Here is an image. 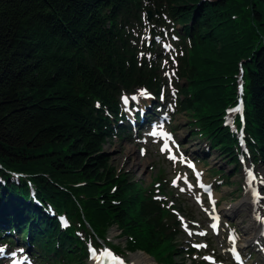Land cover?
<instances>
[{"label":"trees","instance_id":"1","mask_svg":"<svg viewBox=\"0 0 264 264\" xmlns=\"http://www.w3.org/2000/svg\"><path fill=\"white\" fill-rule=\"evenodd\" d=\"M155 38L173 42V108L193 135L237 170L243 127L264 166V0H0V246L15 242L8 233L29 237L42 264H85L99 240L157 264L194 254L176 244L169 198L117 171L103 149L131 133L123 95L162 91ZM239 67L244 122L231 129ZM113 227L122 245L107 241Z\"/></svg>","mask_w":264,"mask_h":264},{"label":"rangeland","instance_id":"2","mask_svg":"<svg viewBox=\"0 0 264 264\" xmlns=\"http://www.w3.org/2000/svg\"><path fill=\"white\" fill-rule=\"evenodd\" d=\"M150 39L144 35L142 42L146 43ZM164 41L163 44H159L163 53H160L159 58L156 55L153 56L161 63V75L164 80L163 95L157 100L150 95H148V99H145L144 93H137L135 96L125 95L122 97V108L127 116L125 124L135 121L134 115L137 111L140 113L149 107L153 108L156 113L158 110L160 113L165 112L163 124L160 126L168 131L167 140L170 142L172 147L170 151L174 153V157L170 159V152H164L163 147L156 140L149 139L146 131L143 132L144 134L137 135V131L131 130L133 133H127L120 139H109L103 149L109 155L110 163L117 171L126 172L128 176L138 180L143 187L152 186L157 190L161 187L162 190L157 192L159 195L168 196L171 201L181 205L187 212L186 215L181 214L182 217L180 216L182 234L178 237L176 244L182 251L194 248L196 253L190 257L187 255L178 256L176 257L177 262L183 264H234L232 248L243 238L242 227L246 221L237 220L238 216H233L234 214L228 216L220 214V234L213 236L208 229L210 216L213 212L219 213L220 207L235 203L244 197L248 190L244 186L243 173L244 170L249 169L254 173L258 194L262 196L257 207L263 206L264 168L255 165L251 156H246L245 163H240L237 170L234 166H228L227 160L221 156V153L216 150L212 151L205 139L193 135L186 115L175 114L171 110L173 107L171 102L173 65L169 64L172 59L169 53L172 43L168 39ZM166 48H170V50L168 51ZM160 103L162 107H158ZM155 106L157 108H154ZM221 171H225L227 175L225 178L224 174L219 173ZM216 172L218 173L216 174ZM205 187L210 189L206 191ZM240 215L245 216L246 213ZM110 229L107 241L116 246L122 245L124 239L119 237V231L115 227ZM230 229L235 232L236 239L234 241L227 239ZM8 234L13 236L12 233ZM21 243H26V241L19 238V246H22ZM258 245H255L253 249L245 250L244 254L248 264H263L262 257L257 251ZM17 248L25 249V247ZM0 250H3V254L0 255V264H10L12 257L7 259L6 254L10 255L16 250L12 249L11 251V247L10 249L0 247ZM103 250L105 251L107 248L104 247ZM134 253L117 256V258L126 264H132L131 255ZM83 260L85 264L93 262L88 258H83ZM29 262L32 263L30 259ZM152 263L156 264L153 260Z\"/></svg>","mask_w":264,"mask_h":264},{"label":"bare ground","instance_id":"3","mask_svg":"<svg viewBox=\"0 0 264 264\" xmlns=\"http://www.w3.org/2000/svg\"><path fill=\"white\" fill-rule=\"evenodd\" d=\"M145 111V109H143ZM256 182L253 181L251 186H249V190L246 192L244 197L240 199L239 201L235 203H230L226 205L225 207H220V211L218 214L221 215H231L238 216L237 220H245L246 223L242 227L243 229V238L235 244L236 248H242L244 251L248 249H253L255 247V244L259 241V238L257 237V233L261 231V224L256 223V217L264 216V205L260 207H252L251 201L255 198L256 192L253 195H250L252 189H256ZM241 213H246L245 216H241ZM215 214V213H214ZM215 217V216H213ZM17 239L19 237L15 235ZM261 245V244H260ZM31 243L26 239V251L30 252L32 249ZM235 251V250H234ZM234 251L232 253H234ZM131 261L132 264H153L152 260L144 253L136 252L131 255ZM26 264V263H25Z\"/></svg>","mask_w":264,"mask_h":264},{"label":"snow or ice","instance_id":"4","mask_svg":"<svg viewBox=\"0 0 264 264\" xmlns=\"http://www.w3.org/2000/svg\"><path fill=\"white\" fill-rule=\"evenodd\" d=\"M162 150H165V149H162ZM170 159H171V157H170ZM181 191H183V189H181ZM213 227H215V225ZM2 254H3V250H0V255H2ZM105 255H110V254L105 252ZM119 264H122V262H119Z\"/></svg>","mask_w":264,"mask_h":264},{"label":"water","instance_id":"5","mask_svg":"<svg viewBox=\"0 0 264 264\" xmlns=\"http://www.w3.org/2000/svg\"><path fill=\"white\" fill-rule=\"evenodd\" d=\"M151 14L149 12H147V17L148 19L150 18Z\"/></svg>","mask_w":264,"mask_h":264}]
</instances>
